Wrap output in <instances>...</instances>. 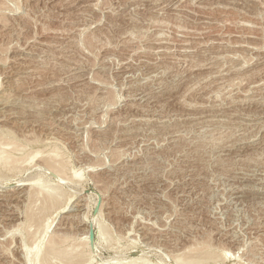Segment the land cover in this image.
<instances>
[{"label":"rangeland","instance_id":"obj_1","mask_svg":"<svg viewBox=\"0 0 264 264\" xmlns=\"http://www.w3.org/2000/svg\"><path fill=\"white\" fill-rule=\"evenodd\" d=\"M0 3V134L74 179L45 242L85 237L91 264H264V0ZM38 156L0 165V264H29L19 180L58 184Z\"/></svg>","mask_w":264,"mask_h":264},{"label":"bare ground","instance_id":"obj_2","mask_svg":"<svg viewBox=\"0 0 264 264\" xmlns=\"http://www.w3.org/2000/svg\"><path fill=\"white\" fill-rule=\"evenodd\" d=\"M1 4V3H0ZM5 4V3H4ZM3 5V4H2ZM1 6V5H0ZM6 8V7H5ZM1 10V9H0ZM4 16V15H3ZM4 18V17H3ZM7 61V60H6ZM2 62V61H1ZM5 95V94H4ZM9 95V94H8ZM264 122V121H263ZM93 123V122H92ZM1 127V126H0ZM3 129V128H2ZM76 130V129H75ZM74 130V131H75ZM4 131V130H3ZM4 133V132H3ZM91 133V132H90ZM256 134V133H255ZM5 135H7L5 133ZM4 134H0V165H5L7 167H9L8 169L11 170H15L18 168L17 166V162L20 161L19 159L16 161V157L14 155V153H17L15 152L16 149H18L20 146H21V143L18 142V139H15V136L13 137H9V136H6L5 137ZM10 135V134H9ZM17 135V134H16ZM27 135V134H25ZM30 135V134H29ZM11 136V135H10ZM85 136V135H84ZM50 137V136H49ZM127 137V136H126ZM37 138V137H36ZM23 139V138H22ZM40 139V138H38ZM54 139V138H53ZM77 139V138H76ZM36 139H34L35 141ZM46 142V141H45ZM44 142V143H45ZM26 143V142H25ZM29 144V143H27ZM32 144V143H31ZM62 145V144H61ZM27 146V145H26ZM30 146V145H28ZM27 146V147H28ZM49 146V145H48ZM23 147V146H22ZM27 147H24L22 149H26ZM35 148V147H34ZM40 148V147H39ZM38 148V149H39ZM50 148V147H49ZM54 148V147H53ZM84 148V147H83ZM19 150H21V148H19ZM28 150V149H27ZM45 151H47L46 149H44ZM86 150V149H85ZM22 151V150H21ZM24 151V150H23ZM22 153V152H21ZM25 153V152H24ZM30 154L27 155L25 154L26 156H28L27 159H32L38 155L37 158L38 159V162H36L35 164L33 165L36 166L37 168H44V170L47 171V173L49 174H54L55 177L58 178V181L57 183L58 184H49V183H46L44 182V184H40L38 183V185H32L29 181L27 182V179H24V180H19V181H24L23 183H21L20 185H24V184H28L29 186V194H28V198L30 199V201L28 203H30L26 210L23 211L25 212V215L26 216V223L25 224H22L23 225H26L27 227H25V230L27 231L25 233L21 232V235L23 238V241H33V244H31V242H29L31 245L29 244H26L24 243V247L26 249V253H27V261L29 264H91V260H92V254H91V246L85 242V237L83 238V240H81L82 242L81 243H78L75 242L72 240H69V236L68 235H62V234H58V232H53L52 230V233H50V235L48 236L46 242L44 241V238L46 237L47 233H48V228L47 227L49 225V223L45 220H43L42 222L45 221L46 223V226L44 224V226H41L40 224V221L43 217V215L45 216V213L47 211H49L50 209L53 210V208H57V204H61L62 205H58V207L62 206L63 208H65L68 204V202H70L71 198L73 197V195L68 199V200H65L64 198V193H65V190H64V187L61 185V183H65V182H73L74 179L72 178V176H69L68 175V172H67V169L69 168L68 167V163L65 162L63 156H61L62 154H59V151L55 148L54 150H50L48 153H45L43 154L42 150H34V151H31L29 152ZM23 154V153H22ZM21 154V155H22ZM25 157V156H24ZM26 158V157H25ZM36 158V159H37ZM66 158V156H65ZM20 159H24V158H20ZM27 159H25L24 161L22 160L23 163H25L27 161ZM35 159V160H36ZM85 160V159H84ZM69 161V159H68ZM20 161V163H22ZM30 163V162H29ZM91 163V162H90ZM19 164V162H18ZM27 164V163H26ZM28 165H31V164H28ZM19 166H21L19 164ZM24 166V165H23ZM5 167V168H7ZM29 167V166H28ZM32 168L31 166L29 168H32L33 170L34 169H37V168ZM95 167V166H94ZM25 168V167H24ZM1 169V168H0ZM20 170V168H19ZM22 170V168H21ZM20 170V172H21ZM23 170H27V169H23ZM22 170V171H23ZM69 170V169H68ZM96 170V169H95ZM32 171V170H31ZM14 172V171H13ZM12 172V173H13ZM15 172H17V170H15ZM14 172V173H15ZM26 172V171H24ZM21 174V173H19ZM75 177H78L80 179V175L79 172H76V174L74 173ZM74 177V178H75ZM4 178V177H2ZM6 178V177H5ZM8 178V177H7ZM11 178V177H10ZM36 178V177H35ZM40 178V177H38ZM36 178V179H38ZM13 179V178H12ZM31 180H33L32 178H30ZM3 180V179H2ZM6 180V179H5ZM3 180V182L5 181ZM42 181V180H40ZM38 182V181H37ZM77 182V181H76ZM13 184H15L14 182H12ZM77 184V183H76ZM11 185V184H10ZM21 188V187H20ZM22 189V188H21ZM15 190V189H14ZM16 191V190H15ZM25 193V192H24ZM21 194V193H20ZM6 195V194H5ZM36 199V202L37 201H40L41 203L40 204H35V206H33V204L35 203V201H33V204H32V200ZM73 199V198H72ZM70 200V201H69ZM73 201V200H72ZM27 203V202H26ZM64 203V204H63ZM87 203V201H86ZM85 204V203H84ZM79 205V204H77ZM19 206V205H18ZM24 206V205H23ZM88 206V204H87ZM3 209V208H2ZM16 209V208H15ZM51 210V211H52ZM59 210V208H58ZM54 212H55V209H54ZM18 213V212H17ZM21 213V212H20ZM51 213V212H49ZM51 217V216H50ZM87 217V215L85 216ZM7 219V218H6ZM45 219V218H44ZM72 219V218H71ZM87 220V218L85 219V221ZM88 221V220H87ZM25 222V221H24ZM23 222V223H24ZM88 222H91V221H88ZM93 222V223H92ZM92 225L95 224L96 220L94 219L92 221ZM90 223V224H91ZM48 224V225H47ZM71 223H69L70 225ZM20 224H18V227L20 228L19 226ZM12 226V225H11ZM21 226V227H22ZM24 227V226H23ZM18 228V229H19ZM89 229V227H88ZM32 230V231H31ZM98 232H99V236L100 238H103L104 240L108 241L109 242V239H110V235H109V231H108V228L106 226V224L104 222H99L98 223ZM12 231V230H11ZM17 231V229L15 230ZM23 231V229H22ZM89 231V230H88ZM14 232V231H12ZM25 232V231H24ZM9 233V232H8ZM16 233V232H15ZM39 234V236H37ZM85 234L86 233V230H85ZM83 234V235H85ZM111 234V233H110ZM163 234V233H162ZM20 235V236H21ZM70 235V234H69ZM72 236V235H71ZM86 236V235H85ZM25 237L29 238V239H25ZM37 237V238H35ZM71 238V237H70ZM4 239V238H2ZM72 239H75L72 237ZM43 241L45 242L44 243V246L42 245L43 244ZM111 241V240H110ZM21 243V242H20ZM202 244V243H201ZM206 245V244H205ZM195 246V245H194ZM193 246V247H194ZM204 246V245H203ZM23 248V246H22ZM200 248V247H199ZM186 249V248H185ZM192 249V248H191ZM197 249H198V246H197ZM203 248H200L199 250H202ZM206 249V246L204 248V250ZM208 249V248H207ZM218 249V248H217ZM4 250V249H3ZM170 250V249H169ZM194 251V249H192ZM196 250V248H195ZM203 250V252H204ZM5 251V250H4ZM190 251V250H189ZM206 251V250H205ZM171 252V251H170ZM184 252V251H183ZM185 252H188V251H185ZM195 253H197L196 251H194ZM202 252V253H203ZM5 253V252H4ZM177 253V252H176ZM175 253V254H176ZM201 253V254H202ZM208 252H206L207 254ZM228 253V252H227ZM226 253V254H227ZM174 253L172 255H175ZM184 254V253H183ZM193 255V253H191ZM215 254V253H214ZM213 254V256H214ZM217 254V253H216ZM25 255V253H24ZM177 255V254H176ZM186 255V253H185ZM222 255V254H221ZM4 257V256H3ZM171 257V256H170ZM175 257V256H174ZM173 257V258H174ZM217 257V256H216ZM13 258V257H12ZM168 258V257H167ZM208 258H211L210 256V252L207 254V255H203L201 256L200 255V252H199V255L197 254V256H188V257H185V256H180L179 254L174 258V261L176 264H201L205 261H208L209 259ZM215 258V257H214ZM219 258V257H218ZM25 259V258H23ZM139 259H142L141 257ZM139 259L137 257H131L129 258L126 262L124 263H119V264H146L145 261L147 262V260L145 258H143L144 260H142V262H139ZM169 259V258H168ZM208 259V260H207ZM213 260V258H212ZM211 260V261H212ZM218 260V259H217ZM117 261V260H116ZM144 261V262H143ZM173 261V260H172ZM210 261V260H209ZM208 261V262H209ZM216 261V260H215ZM8 263V262H7ZM115 263V261H114ZM118 263V262H117ZM210 263V262H209ZM208 263V264H209ZM112 264V263H111Z\"/></svg>","mask_w":264,"mask_h":264},{"label":"water","instance_id":"obj_3","mask_svg":"<svg viewBox=\"0 0 264 264\" xmlns=\"http://www.w3.org/2000/svg\"><path fill=\"white\" fill-rule=\"evenodd\" d=\"M89 235H90V240L93 243L94 238H95V228L93 225H90V227H89Z\"/></svg>","mask_w":264,"mask_h":264}]
</instances>
